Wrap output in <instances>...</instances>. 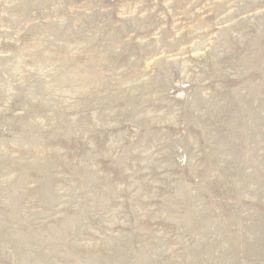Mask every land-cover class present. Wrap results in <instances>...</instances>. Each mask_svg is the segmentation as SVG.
<instances>
[{
  "label": "rangeland",
  "instance_id": "obj_1",
  "mask_svg": "<svg viewBox=\"0 0 264 264\" xmlns=\"http://www.w3.org/2000/svg\"><path fill=\"white\" fill-rule=\"evenodd\" d=\"M0 264H264V0H0Z\"/></svg>",
  "mask_w": 264,
  "mask_h": 264
}]
</instances>
